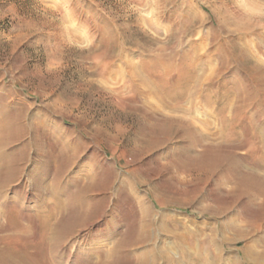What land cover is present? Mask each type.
<instances>
[{
    "label": "rangeland",
    "instance_id": "obj_1",
    "mask_svg": "<svg viewBox=\"0 0 264 264\" xmlns=\"http://www.w3.org/2000/svg\"><path fill=\"white\" fill-rule=\"evenodd\" d=\"M256 62L264 0H0V264H96L145 224L180 261L222 223L264 238Z\"/></svg>",
    "mask_w": 264,
    "mask_h": 264
},
{
    "label": "bare ground",
    "instance_id": "obj_2",
    "mask_svg": "<svg viewBox=\"0 0 264 264\" xmlns=\"http://www.w3.org/2000/svg\"><path fill=\"white\" fill-rule=\"evenodd\" d=\"M227 22L228 20L226 22L225 21L220 22L221 28H223V25H226ZM241 26L236 27L237 31L239 33L247 34L249 31L247 32V30ZM243 53L244 52H242V54ZM241 57L245 58V54L244 56L242 55ZM260 66L256 62L255 66L252 67V70L250 69L253 77H257L259 76V74L264 76V70H260L259 69ZM1 141L3 142L2 139ZM1 144L2 143L0 142V149L2 146ZM76 164H77V158L76 156H72L71 157V169H73ZM255 174H247L245 176L248 182L249 180H251L250 178L253 179L252 182H254V180L256 181H261V179L264 180L262 176H257ZM94 183L95 182L89 181L87 184L85 183L86 185L82 184L83 186L80 185L77 191L80 190L82 192V195L88 194L89 192L92 191ZM251 184L252 183L249 182L248 187H250ZM136 197L137 199L142 200V201L140 200V202H145L143 201L144 199H142L143 197L139 195L138 193L136 194ZM147 227H149V225H146V224L143 225V231L142 233H140L141 236L139 238L137 237L138 239L133 241L129 246L126 244L128 247L123 245L124 243L122 242V240L120 241H117L118 239L115 240L117 243L115 242L114 247L107 250L104 256L100 258V260L96 264H115L117 261V257H118L117 253L119 252V250L120 249L122 250L124 248L130 249L129 247H131V249L133 248L141 249V250H136V254H135L136 261H137L136 264H264V250H262V253L259 251V249L261 248L264 249V238H260V237L256 238L257 237L255 236L256 233H254L250 228H248L245 225L238 226L234 223H231L230 221V223H224V224L222 223L219 226L211 227L212 236L210 238L211 240L210 242L212 243V246H213V248L211 249L213 253V257L208 258L207 257L208 255H205V254L206 253L209 254V252L206 251L205 253L201 255L190 258L191 257L190 253L187 251L186 248L182 246L181 251H179L181 261L179 259H176L175 258L176 256H174L170 252H166V250L163 248L162 249H157L155 247L149 248L147 245V242L149 240L148 233L150 230L148 231ZM231 233H233L234 236H231L230 235ZM240 244H242L241 247L239 246ZM159 259H162L163 262L160 263ZM182 259H186L188 262L182 261Z\"/></svg>",
    "mask_w": 264,
    "mask_h": 264
}]
</instances>
